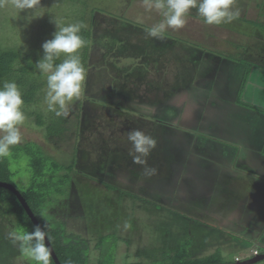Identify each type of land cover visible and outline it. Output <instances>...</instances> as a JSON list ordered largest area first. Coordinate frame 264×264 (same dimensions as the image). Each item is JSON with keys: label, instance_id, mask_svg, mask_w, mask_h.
Here are the masks:
<instances>
[{"label": "flooded vegetation", "instance_id": "1", "mask_svg": "<svg viewBox=\"0 0 264 264\" xmlns=\"http://www.w3.org/2000/svg\"><path fill=\"white\" fill-rule=\"evenodd\" d=\"M127 28L129 27H125L124 30ZM125 35L127 36V34ZM144 36L146 39L137 38L135 42H142V45L148 49L150 36ZM130 42H134L132 37H130ZM185 47L187 49L181 47L182 51L175 50V52L179 55L181 63L187 62L181 64V68L186 69V65L192 67L190 72L187 70L189 73L187 72L188 76L186 75L190 83L187 85L182 83L184 87L179 85L166 90L164 96L168 97L170 101L165 104L168 105L169 103L170 110L165 112L166 108L160 109L158 114L154 115L156 118L149 119L157 122L155 128L158 129L157 133L164 138L163 147H166L164 150L166 155L161 158L162 168L156 169L155 177L146 174L148 177L146 178L145 175L143 176L128 167L131 159L126 154L121 156L120 145L113 141L110 145L116 148V155H113V158L111 156L104 158L103 155L109 154V151L101 149L103 151L102 156L99 159L96 158L97 161L95 158L94 161L91 159V163H86L89 161L86 160L85 162L78 158L72 162L73 156H69L67 166H74L80 173L75 174L70 171L65 173L68 176V181L63 195L55 198L47 208L48 214L55 219L57 224L59 223L60 226L62 224L63 234L61 237L64 235V238L50 236L49 231L31 210L22 193L14 186L26 202L34 218L46 232V238L52 248L50 264H65L67 258V264H100L99 255H101L102 249L100 246L106 233L113 234L115 237L113 264H150L153 260L163 259L161 254L163 250L168 251L166 248L178 249L179 241L184 239L189 240L187 251L189 258L194 261H199L197 259L208 256L210 251L212 255L214 251L220 250L224 255L228 253L227 249H234L242 253L250 251L255 255L253 254L249 258L244 257L243 260L235 258L234 262L220 261L218 264H264V259L258 260L264 255V252L260 254L256 249V247H263L264 245V211L263 206H261L264 203V183L262 182L264 163L256 151L259 146L257 144H260L262 139L264 125L257 120V117H254V114H264V108L259 107V103L256 102V104H253L254 102H240L241 99L243 100V94L249 82H247L248 75L244 77L245 68L249 66L252 67V70L262 72H264V68L251 66L249 63L246 66L245 62L242 63L244 65V68L241 67L244 71L242 85L235 102L241 107L254 111V113L242 121L243 126H237L231 130L232 125L221 124L217 119H222L220 113L229 109V106L225 107L227 105L225 100L232 97L228 80L236 78L237 81L241 73L236 77L238 70L225 69L226 63H224V69H220L223 61L219 60V56H214L209 62L207 61L209 65L207 68L208 78L200 79L203 73H197V71L206 66L204 58L208 54L189 45H185ZM165 48L172 50L171 43H166ZM260 53L262 54V52ZM192 54H196V56L194 57ZM258 55L260 56V54ZM254 56L256 54H253L249 59L253 60ZM188 58L192 60V63ZM224 72L225 78L221 76ZM86 78H91V76L88 75ZM208 79L211 80L208 81ZM250 79L252 81V77ZM223 82L225 83L222 84ZM258 84V81H252L253 93L257 90L260 91L261 86ZM208 85H210L211 90L208 89ZM186 88L192 89V91L189 93L186 90L185 93H189V95L186 94L188 97H183L181 101L180 96L176 97L177 92ZM180 95H182L181 92ZM221 97H224L225 100L222 101ZM126 98L129 97H121L122 101L119 104L123 105L127 100ZM207 100L214 103L210 106L215 105L216 111L207 110L205 103ZM187 105L191 107V113L184 118ZM74 106L73 104L71 109H75ZM238 107L240 108V106ZM87 109L90 108H82L81 114L87 112ZM96 114L101 113L96 112ZM86 115L87 119L92 117L87 113ZM196 115L199 116V119L195 122L193 116ZM237 117L238 115L235 118ZM82 118L83 116L80 115V119ZM101 126L102 124H100ZM79 127H86V131L89 130L85 124H80ZM105 130L108 131L109 129ZM83 132L85 131H80V134ZM156 137L159 138V135ZM195 138H199V140H195ZM200 141H203L202 144L206 143L202 150L198 149V145L201 144ZM214 141L219 142V144H215ZM106 142L108 145L110 144L108 141ZM160 142L157 141V147ZM223 143L227 144L228 147ZM246 146L251 149H247ZM209 147L210 149H207ZM222 152L223 155H221ZM193 153L206 157L207 161L199 162L201 164L199 168H193V159L196 158ZM118 154L119 156H117ZM87 155L89 158V154ZM64 156L65 153L63 152L62 157ZM109 162L111 166L107 165ZM92 163H94L93 166ZM126 163L128 165L125 167ZM117 172L124 173L127 180L122 181L116 175ZM122 183L128 189L127 191L122 189ZM9 192L18 203L14 205L6 202L1 203H5L3 216H9L11 219V222L8 223L9 226L13 227L14 232L18 230L20 221L22 223L20 213V209H22L34 228V223L19 199L11 191ZM145 192H148L151 198L158 201H153ZM85 194H88V198H85ZM113 195L116 197L113 198L115 202L112 200ZM96 198L105 202L106 214H109V217L113 219L110 227L103 229L105 233L98 226L102 222L103 214L101 212L97 214V211L100 210L98 204H94ZM125 202H128L132 210L128 206L125 208ZM135 205L146 212L144 219L140 218L141 220H139L133 215ZM88 206L91 207L90 211H87ZM105 208L103 207V209ZM190 211L191 213H189ZM164 219L169 220L166 222L167 220ZM77 221L83 228L82 232H67L72 224H77ZM4 222L0 220V230L7 249L0 253V264H35V261L29 257L19 242L13 243L12 239L6 236L12 231L6 230L7 226H4ZM94 224L97 229L95 231L92 230ZM96 231L97 233H95ZM146 232L150 234L148 237L144 235ZM182 233L183 239H181ZM218 241L221 245H215L213 248ZM191 244L192 247H189ZM119 245L122 247L120 252L119 248L121 247ZM55 248L62 251L61 256L56 253ZM207 250L210 251L204 256H193V252L201 253V251ZM175 251H168L167 256L172 257ZM71 257H74L73 259L77 260V263L73 262ZM60 258L64 261L61 262Z\"/></svg>", "mask_w": 264, "mask_h": 264}, {"label": "rangeland", "instance_id": "2", "mask_svg": "<svg viewBox=\"0 0 264 264\" xmlns=\"http://www.w3.org/2000/svg\"><path fill=\"white\" fill-rule=\"evenodd\" d=\"M86 2V5L88 7V10H94L93 13V19H92V26L95 27L96 34L91 40L92 45L90 46L92 48L90 55L91 61L89 65V70L85 69L86 75H93L94 72H96L95 76L99 75V66L102 65V63H106L107 66H109L110 73L117 74V75H125L126 71H129V76L127 79V82H132L135 79H140L145 75L143 73L142 66H144V58L142 56V49L143 48H137L133 46L131 43L122 42L121 37L118 35V29L119 26L122 23H119L121 21L129 22V25L131 24L135 27L130 28L128 31H131L134 34H131L128 36L126 41H130V37H132V41H136L137 38L142 37L146 39L147 35L148 37V29L151 28L153 25L160 23L163 20V16L156 11L155 9L149 11L146 10L145 7V0H83ZM58 0H40V3L38 4L39 8H34L32 10H25L21 11L14 7L13 0H0V4H4V6L9 9L7 11V14L9 13V16L11 18H19L22 19V22L20 25L17 24L16 20H5L3 22L0 32L2 34V38L4 40L7 39V33H10L9 35L16 36L13 37L12 43L13 45L17 46L19 50L31 53L33 52L35 48V45H38L39 47L42 46V44L53 38V34L57 31V25L59 27L66 26L68 24H72L73 21L68 22L69 19H64L66 8H70L68 4H63ZM64 5L66 8L60 9L57 8V6ZM234 7L238 8L240 11V16L238 19L234 20L231 23L228 24H221V25H206L203 22V18H201L197 14V10L191 9L189 14L187 15V23L186 25L179 29H171L168 28L163 33L162 37L165 42L170 43L169 37H172L173 35H177L180 38H186L189 43L184 41H179V44L182 48L185 47V45H189L192 48L198 49L200 51H203L205 54H208L205 59L206 66L197 71V73H203V76L200 77V79L208 78L207 73L209 65L207 64V61L211 60L214 56H219L223 60H225V63L227 67L225 69H233L238 70L236 77L239 73L240 76L236 81V78L228 80L229 82V91L234 92V95L236 94V100L239 89L242 85V76L244 71V65L242 63L245 62V65L247 66L248 63L252 66H260L264 68V0H235ZM60 9V10H59ZM92 10V11H93ZM25 14V15H23ZM8 16V17H9ZM43 18H47L50 20V22H44L42 21ZM70 20H74V18H71ZM44 23V24H43ZM57 24V25H56ZM86 27H88V23L86 24ZM135 29V30H134ZM14 31V32H13ZM105 31V32H104ZM12 32V33H11ZM124 32V31H123ZM121 32V33H123ZM165 34V35H164ZM172 36H170V35ZM168 37H167V36ZM185 36V37H184ZM18 37V38H17ZM173 38V37H172ZM155 39H152V42H154ZM241 45V47H240ZM145 50V48H144ZM180 49H177L178 51ZM35 51V50H34ZM141 51V52H140ZM262 52V54L260 53ZM173 52H164L162 54V57H168L167 55H171ZM253 54H256L254 56L253 60H250L253 56ZM260 54V56L258 55ZM194 57L196 54H192ZM205 57V55H203ZM140 58V59H139ZM152 58H147L146 60H149ZM169 59V58H167ZM189 59V58H188ZM190 60V59H189ZM248 60V61H247ZM169 61L170 66L168 67V76L176 75L177 81H174L171 79L168 80V82L171 81V83L174 86L182 85V83L189 84L190 80L187 79L188 73L191 71L192 67L191 65H186V69L181 68V63L179 60L174 61V59L165 60ZM192 63V60H190ZM242 65V66H240ZM93 66V67H91ZM96 66L93 72V68ZM104 66V64L102 65ZM100 66V67H102ZM232 66V67H231ZM174 67L180 68L177 72H174ZM243 67V68H241ZM224 69V68H223ZM189 70V72L187 71ZM91 72V73H90ZM188 72V73H187ZM254 72L253 70L250 71V74L248 75V80L250 79L251 73ZM107 75V74H105ZM155 75V73H154ZM187 75V76H186ZM156 76V75H155ZM221 76L225 78V72L222 73ZM87 77V76H86ZM122 77V76H121ZM241 78V79H240ZM146 79V80H145ZM158 79V78H157ZM157 79L155 77H152V75H146L144 78H141L144 82H157ZM168 79V78H167ZM166 79V80H167ZM199 79V77H198ZM211 79H208V81ZM186 81V82H185ZM223 82L222 84H224ZM262 83H264L262 81ZM209 84V83H207ZM166 85V84H165ZM185 85V86H186ZM93 88V85H91ZM168 87L171 85H167ZM184 87V85H182ZM208 89L210 88V85L207 86ZM141 88V87H140ZM47 85L45 84L43 89V99L41 102H39L37 105L33 106H23V109L26 107V110L29 113L30 111H38V112H48L47 104L45 103V94H46ZM187 89V88H186ZM233 89V90H232ZM211 90V88H210ZM192 89L188 90L187 92H191ZM253 94V93H252ZM188 97V96H187ZM222 101L225 100L224 97H221ZM221 98H219L221 100ZM244 98V94H243ZM203 99V98H202ZM201 99V101H202ZM231 99V100H230ZM228 100H225L224 102L227 105L233 104V98L231 97ZM189 100V99H188ZM235 100V101H236ZM252 100H256L255 96H253ZM245 103V100H240V102ZM253 101V102H254ZM207 104V110L210 111H216V106H210V104H214L209 102L208 100L205 102ZM223 103V104H225ZM253 104H256L255 102ZM109 105V104H108ZM227 105L225 107H227ZM234 105V104H233ZM236 106H240L239 104H236ZM259 107L264 108L263 105L258 104ZM210 106V107H209ZM71 107L69 106V120L67 122L66 126V132L62 135L64 138V142L59 140L58 145H54L52 142H47L44 134L43 129L40 127L38 128L33 123H29L28 120L33 122L32 117L26 118V121L20 126V131L22 135V142L18 145L12 146L10 148V155L7 157H0V163L4 164L2 166V169L6 166V169L4 172L0 173V181L11 183L13 186H15L21 193H24L27 195L29 202L31 204V207L36 213V216L41 221V223L46 227V229L49 231L50 236L54 238H59L63 234V226L57 224L55 219L48 214L47 208L55 200V198H58V196L63 195L64 188L67 187V184L63 182L62 177L68 179V176L66 177L65 174H60L58 172V168L54 167V164L52 163V160L56 159L59 163H63V165L69 164V156H72V146L77 147L83 144L87 145L86 149L89 154V158L87 154H84L79 159L82 161L88 160L91 163V159L94 161V158H98L102 156L103 151H109V154L103 155L105 156H111L113 158V155H116V148L110 146L111 141L117 142L120 148V151L122 153L121 156H125V154L129 157L130 156V148L131 144L130 142H124L122 139L127 138L128 139V133L132 130H136L135 128H138V130H141L145 134L149 135L150 130H148L147 127L152 128L150 126L145 125L146 120H143L141 117H136L133 115L126 114L124 112H119L118 115V123L119 124H125L123 129L117 130L113 128L112 125H104L101 123V118L94 121V124L92 125L93 129H87L85 132L81 133L83 135V138L79 136L80 131L77 132V128L75 127L77 123L75 120V117L72 116ZM216 109V110H215ZM230 110H232L230 106ZM45 112V113H46ZM217 113V112H216ZM221 114V113H220ZM27 117V116H26ZM116 117V116H113ZM193 120L196 122L199 119V116H193ZM236 115L232 113L231 116L228 118V123L230 124V121L232 120L233 124L232 126L234 128H237V126H243V119L240 117L235 118ZM112 123V122H111ZM236 123V124H235ZM100 124L102 126L100 127ZM89 124H87V127ZM139 126V127H138ZM78 127V126H77ZM100 127V128H99ZM69 129V130H68ZM105 129H109L108 131ZM123 130V131H122ZM167 131V130H166ZM90 132V133H89ZM92 132V133H91ZM152 135V134H151ZM103 136V137H101ZM199 140V138H195V140ZM108 141L110 144L108 145ZM29 142H33L36 145H38L41 148V151L44 153L45 156H49L50 159L45 160L46 164L42 165L43 170L46 171L48 178H46L43 182L35 181L34 174H36V170H38L39 166L38 164L43 162L41 160V153L39 149H36L35 145L29 144ZM99 142V143H98ZM101 142V143H100ZM106 142V145H105ZM201 144L203 141H200ZM216 142V141H214ZM24 143H27L24 146ZM219 143V142H218ZM99 144V146H98ZM223 145H226L223 143ZM203 147L198 145V149L202 150ZM103 151H101V150ZM204 149V148H203ZM210 149V148H207ZM156 150V148H155ZM209 151V150H208ZM63 152L65 153V156L62 157ZM163 152L160 151L159 154H162ZM206 153V152H205ZM120 154V153H119ZM119 154L117 156H119ZM220 154V153H219ZM194 156H196L195 159H193V164L195 162L199 163L200 161L205 162L206 157L201 155H196L193 153ZM223 155V152L221 153ZM161 158H163L162 155H160ZM160 157L156 158L157 162L152 159L151 157H147V165H139L133 162V158L131 155V161L129 162V166L132 169L136 170L135 172H138L139 174L145 175L146 178L147 175L150 177H155V174H147L145 172V167L147 168H155L159 169L162 168ZM264 157V154H263ZM54 158V159H53ZM110 160V158H109ZM97 161V159H96ZM95 163V162H94ZM92 163V166L94 165ZM107 165L111 166V163L109 162ZM128 165L126 163L125 167ZM1 169V170H2ZM70 172H73L75 174H79V170L75 169L74 166L70 167ZM61 173L64 172L63 169L60 170ZM116 175L122 180L126 181L127 176L123 173L117 172ZM65 176V177H64ZM102 176V175H101ZM100 176V177H101ZM130 176V175H128ZM40 178V177H39ZM38 178V179H39ZM123 184V183H122ZM99 187V186H97ZM103 189V188H102ZM122 189L127 191L128 189L125 187V185H122ZM147 193L150 197V194ZM119 195V194H118ZM51 198V201L49 199ZM85 198H88V194H85ZM116 198L114 195L112 197ZM120 198V197H119ZM151 198V197H150ZM153 201H158L157 199L151 198ZM94 204H98V208L100 211H97V214L101 212L103 214V218H101V224L98 226L99 229L105 233L103 229L106 227H110L112 224V218L109 217V214L107 215V208H105V202L100 201L99 198H96L94 201ZM113 202H115L113 200ZM119 204V203H118ZM4 204L0 205V220L5 221L4 226H7L6 230L12 231L14 233V229L12 226H9V222H11V219L9 216H3V208L5 207ZM125 208L127 206L130 210H132V207L129 206L128 202L124 203ZM103 207L105 209H103ZM112 207V206H111ZM121 207V206H120ZM91 208V207H90ZM90 208L88 206L87 211H90ZM134 214L135 217H137L139 220L144 219L146 212L141 210L140 207L137 205L134 206ZM191 213V211L189 212ZM91 214V213H89ZM129 214V212H128ZM193 215V213H192ZM141 218V219H140ZM93 220V219H92ZM166 222H168L169 219H164ZM182 220V218H181ZM182 222V221H181ZM25 220L22 219V225H25ZM100 223V222H98ZM151 224L153 222H150ZM232 223H235L232 221ZM97 225V224H96ZM150 225V224H149ZM81 224H72V226L69 227L67 232L75 231V232H82L83 228H81ZM94 229L97 230L94 224ZM16 233L21 232H31L30 228L28 227H19L17 228ZM90 229V228H88ZM108 230V229H106ZM60 232V233H59ZM97 233V231L95 232ZM124 233V232H123ZM158 233V232H157ZM10 234H6V236L11 239ZM78 234V233H77ZM149 233H145L144 235L148 237ZM150 235V234H149ZM64 238V235L63 237ZM67 238V237H66ZM183 233L181 234V239H183ZM69 240V239H68ZM114 240L115 237L113 234H105L103 237V243L101 244V255H99L100 258V264H113L112 260L114 262ZM70 241V240H69ZM189 242V240L184 239L183 241H179V248H166L169 252H174L176 249L179 251L180 249L184 248V245H186ZM244 242V241H243ZM218 243V244H217ZM220 242H216L215 245H221ZM189 245V243H188ZM120 246V245H119ZM121 247V246H120ZM192 247V244L189 246ZM188 247H186L187 249ZM212 248V249H213ZM6 242L3 239L2 231L0 230V253L4 252L6 250ZM121 248H119V252L122 251ZM257 251L261 254V252H264V245L263 247H256ZM167 251V252H168ZM208 251H201L200 252H193V256L199 257L204 256ZM228 253L224 254L220 252V250L214 251V254L211 255V251L208 253V256H205L203 258H199L197 260L208 263V264H218L220 261L224 262H234L235 258H238L240 260H243L244 257H251L252 253L250 251L247 252H240L236 251L234 249H227ZM166 251H162V257L161 260H153L150 264H172L173 261H171L170 257L167 256ZM120 254V253H118ZM179 254V253H178ZM223 256V257H222ZM207 257V258H206ZM210 257V258H209ZM205 258V259H204ZM213 262V263H212Z\"/></svg>", "mask_w": 264, "mask_h": 264}, {"label": "trees", "instance_id": "3", "mask_svg": "<svg viewBox=\"0 0 264 264\" xmlns=\"http://www.w3.org/2000/svg\"><path fill=\"white\" fill-rule=\"evenodd\" d=\"M58 1H60L58 2L60 4L62 2L63 4L65 3V4H68V6H70L69 9L68 7L66 8L64 5L57 6V8H60V9L66 8L65 15L62 20L69 19L67 21L68 22L73 21L72 24L81 22L84 25H86L88 23V27H85L84 29H82L80 33L86 43H85V46L82 49H80L79 55H80L83 67L89 70V65H90L89 63L92 57L90 55L91 53L90 50H92V48L90 47L92 45L91 40L96 34L95 27L92 26L93 13L95 11L93 9H92L93 11L88 10L86 2H84L83 0H58ZM35 8H39L38 4L36 5ZM8 10L9 9H7L4 6V4H0V28L3 25L2 23L5 22L6 19L8 21L15 19L18 25H20L22 22L23 17L22 19L11 18L9 16L10 12L7 14ZM71 18H74V20H70ZM42 21L50 22V20L47 18H43ZM119 23H122V24L119 26L118 32L120 33H118V35L121 37V41L125 42L129 35L135 33V32L132 33L131 31H128L130 28H132L133 25L132 24H131L132 26L129 25V28H127V30L126 29L124 30L125 27H128L129 22L121 21ZM135 29H137V27H135ZM9 34L10 33L6 34L8 37L6 40H4L0 32V87H2L5 82L14 81L18 85L22 93V98L24 100V106L29 107V106L37 105L39 102L42 101L43 99L42 95L44 94L43 89H44L45 84L47 85L46 76L42 75L39 72V70L36 69V66H35L36 62L43 55L42 46L39 47L38 45H35L36 49H34L35 51L33 50V52L31 53L19 50L17 46L13 45L12 43V40H13L12 38L15 37L16 34L15 36L9 35ZM125 34H127V36ZM172 37H169L172 50H167L165 48V44L168 42L165 43V41L163 40L164 39L163 37L154 38L155 39L154 42H152L153 37H150L151 39L149 38V41H148L150 46L148 47V49L142 45V42L140 43V42L127 41V43H131L133 44V46L139 49L143 48L142 50L141 49L140 50L142 51L141 57L144 58L143 59L144 66H142V69L145 75H143V77L141 78H144V76L146 75H152V77H155V79L158 78L157 82L155 83L149 82V81L147 82L145 81L144 83V81L141 80V78L135 79V81L133 80L132 82L128 83L127 78L131 76L129 75V71H126L125 75H117L113 73L111 74L110 73L111 68L107 66L106 63H102V65L104 64V66L98 65L99 69L97 70H99L98 72L99 75L94 77V75L96 74V72H94V69L96 68V66H94L93 68L94 74L90 75L91 78H88L89 80L86 78L81 97L78 100L73 101L72 104L70 105V106H72L73 104L75 105L74 106L75 109H71L70 112L72 113V116L75 117L76 119L75 121L77 123H74V125L76 124L75 127L77 128V132L86 130V127L80 128L79 127L80 124H83V125L85 124L86 126L87 124H89L88 128L91 129L93 126L90 124H94V121H96L99 118L102 119L101 123L103 124V126L104 125L108 126L110 124L113 126V128L117 130H121L123 129L124 125H126V123L124 125L118 123V115H119V112L122 111L129 115H133V116L141 117V118L143 117L142 119L146 120V124H144V126L148 124V126L152 127V128L147 127L148 130H150L149 136L153 137L156 141H159V142L163 140L158 144V147L156 145L155 147L156 150L154 149L149 155V157H151L157 162L156 160L157 157L159 158L160 155L165 156L166 154L164 153V150L166 147H163L164 138L159 133H157L158 129L155 128L157 122L150 121L149 119L153 120L154 118H156L154 115L158 114V111L160 109L163 110L164 108H166L165 112L170 110L168 106L169 103L168 105L165 104L167 103V101H170V100H168V97L164 96L165 95L164 93L169 88L175 87L171 83V81L172 80L177 81V79H176V75L173 76L172 78L171 76L167 75L168 73L167 69L170 66V63L169 61H165V60H169V59H174V61L179 60V55L177 54V52H175V50L177 49H180L178 51H182V50H181V46L180 45L177 46V45L179 44L180 40L184 42H188L186 38H180V36L178 37L177 35H173ZM139 38L142 39V37H139ZM165 49H166V52L168 51L173 52V54L167 55L168 57H162V54H164ZM147 58H152V59L146 60ZM62 60H63V56L61 57L60 60L56 62L60 63L62 62ZM183 63L186 64L187 62L183 61ZM251 68L249 66L245 68L246 71H245L244 77L245 76L247 77V75L250 74V71L252 70ZM174 69H175L174 72H177L178 70H180L179 67L178 68L174 67ZM154 73L156 76L154 75ZM86 76L88 77V75ZM169 79H171L170 82H168ZM145 84H147V86H145ZM91 85H93L94 87L95 86L98 87V90H96L97 88L96 89L93 88ZM167 85H171V86L168 87ZM186 90L187 89H183V91L179 90L177 92L176 97L181 96L180 92L181 94H183L184 91ZM124 96L129 97V98H126L127 99L126 102L125 103L122 102L123 105H120L119 103L120 101H122L121 97H124ZM110 100H115V101H110ZM26 107L23 109V112H28L26 110ZM82 108H90V109H87V112H84L81 114ZM45 112L46 111L38 112L36 110V111H30L29 113H26L25 115L27 116L26 118L28 117L33 118V122L28 120L29 123L27 124L33 123L38 128L41 127L43 129V134H44L46 141L52 142L54 145H58L59 140L57 139H60L61 141L64 140V137L62 135L66 132L65 125L67 124L68 121H70L69 120L70 115L68 114L66 117H57L53 112H50V111L46 113ZM96 112H99L101 114L97 115ZM86 113L92 116L91 118L94 120H92L90 117L89 119H87L88 117ZM80 115L83 116L82 119H80ZM113 116H116V117H113ZM94 117L96 118V120ZM135 129H138V128H135ZM157 135H159V138L156 137ZM79 136L83 138L82 134H79ZM122 140L124 142H129L127 138L122 139ZM26 144L27 143H24L21 146H24ZM29 144L35 145L36 149H39L41 153L40 156L43 162L42 163L40 162L38 164L39 168L38 170H36V174H34L33 176H34L35 181H38V183L43 182L46 178H48V176H47L46 171L43 170L42 165H45L46 164L45 160L47 161V159H50V158L49 156L44 155V153L41 151V148L38 145H36L33 142H29ZM86 146L87 145L85 144H83L82 147L81 145L79 146V144L77 147L72 146V156H73L71 159L72 162L73 161L75 162V160H77V158L79 159V157H81L82 155L88 154ZM160 148L161 150H159ZM160 151H162L163 153L159 154ZM128 158L131 159V155ZM160 161H161V157H160ZM52 163L54 164V167L58 168V172L61 175L68 173L71 167V165L64 166L63 163H59L56 159L52 160ZM3 165L4 164L0 163V173L4 172V170L6 169V166L2 169ZM61 169L64 170L63 173L60 172ZM65 176L67 177V174H65ZM62 180L63 182L68 181V179L63 178V177H62ZM22 196L24 197V199L30 206L31 210L36 215L35 211L31 207V204L29 202L27 195L22 193ZM3 202H6L7 204L10 203L12 205L18 204L15 198L13 197V195L9 191L0 187V204ZM20 210H21L20 213H21L22 219L25 220L26 223L25 225H22L20 221L19 226L25 227V228L28 227L32 231L33 230L32 224H30L28 218L26 217L22 209ZM51 243H52V239H51ZM187 246H188V243L184 245V248L180 249L179 251L177 250L175 251L174 255L170 257L171 261H173L172 264H201L203 263L201 261H194L189 258V253L186 249ZM55 251L59 256H61L62 251H60L59 248H55ZM71 258L73 259L74 257H71ZM63 261L64 260H61V262ZM73 262L77 263V260L73 259ZM67 263H68V258L65 261V264Z\"/></svg>", "mask_w": 264, "mask_h": 264}, {"label": "clouds", "instance_id": "4", "mask_svg": "<svg viewBox=\"0 0 264 264\" xmlns=\"http://www.w3.org/2000/svg\"><path fill=\"white\" fill-rule=\"evenodd\" d=\"M39 3L40 0H14V7L21 12L34 9ZM234 3L235 0H145L146 10L155 9L163 16V20L149 28L147 34L160 38L168 28H183L187 15L194 8L206 25L231 23L240 16ZM85 27L81 22L63 27L57 25L53 38L42 44L43 55L35 64L36 69L46 76L45 103L48 111L57 117H66L69 106L82 95L86 71L79 51L86 43L80 34ZM62 56V62L57 63ZM23 106L18 85L14 81L5 82L0 87V157L10 155V148L22 142L20 126L26 119ZM128 141L133 162L146 166L147 157L155 149L157 141L138 129L128 133ZM145 172L155 174L156 169L145 167ZM10 237L13 243H20L35 264H50L51 251L45 244L46 232L40 225L31 232L11 233Z\"/></svg>", "mask_w": 264, "mask_h": 264}, {"label": "water", "instance_id": "5", "mask_svg": "<svg viewBox=\"0 0 264 264\" xmlns=\"http://www.w3.org/2000/svg\"><path fill=\"white\" fill-rule=\"evenodd\" d=\"M224 63H225V60H224V62H223V64L222 65H220V69L221 68H224ZM235 92V91H234ZM234 92H232V98H233V104H231V105H227V106H229V109L227 110V111H224L223 113H221V115H222V119H217L221 124H223V123H226L227 125H232L233 124V122H232V120L230 121V124L228 123V118H229V116H231L232 115V113H234L236 116L238 115V117L239 116H241V118H243L244 117V111L243 110H241V108H239L238 106H235V100H236V94L234 95ZM189 95V93H185V91H184V93L180 96V100L182 101V99H183V97H185V96H187V95ZM231 100V99H230ZM188 106V105H187ZM230 106H231V108H232V110H230ZM190 110H191V107L190 106H188V108H187V112L184 114L185 116H184V118L185 117H188V115H189V113H191L190 112ZM189 111V112H188ZM214 111V110H213ZM211 112V111H210ZM255 116H256V114H255ZM257 117L259 118V121L264 125V115H261V114H258L257 115ZM183 118V117H182ZM231 130H234V127L232 126L231 127ZM263 141H264V132H263V139H262ZM210 143H212V142H210ZM218 142H216L215 144H217ZM206 144V143H205ZM205 144H200V146L201 147H205L206 145ZM213 144V143H212ZM219 144V143H218ZM210 148V147H209ZM179 155V154H178ZM197 163V162H196ZM192 165H193V168L195 169V168H199L200 167V165L201 164H199V163H197V164H193L192 163ZM199 170H202V169H199ZM0 187L1 188H4V189H7V190H9V191H11L18 199H19V201L21 202V204H22V206H23V208L25 209V211H26V213L28 214V216L31 218V220H32V222L34 223V225L36 226V225H39V223L37 222V220L34 218V216H33V214L31 213V211L29 210V208H28V206H27V204H26V202L24 201V199L21 197V195L19 194V192H18V190L12 185V184H10V183H7V182H1L0 181ZM45 244H46V246H48L49 248H50V251L52 252V248L50 247V245H49V243H48V240H47V238H46V240H45ZM53 256H54V254H53ZM261 259H264V255H262L261 256V258H258V260H261ZM56 260V259H55ZM258 260H255V261H258ZM248 264V263H247Z\"/></svg>", "mask_w": 264, "mask_h": 264}, {"label": "crops", "instance_id": "6", "mask_svg": "<svg viewBox=\"0 0 264 264\" xmlns=\"http://www.w3.org/2000/svg\"><path fill=\"white\" fill-rule=\"evenodd\" d=\"M219 60H222L224 62V60L222 58H220V57H219ZM216 67L219 68V66H216ZM253 71L254 72L251 73V76L250 77H252V81H258L259 82L258 85L261 86V89H260V91L257 90L255 93H253L252 81L250 79L249 82H248V84H247V87H246V91L244 93L243 100H245L246 102H253L254 100H252V99H253V96H255L256 100L254 102L263 105V103H264V83L262 84V81L264 82V72L259 71V70H253ZM240 108H241V110L244 111V114H245L244 117H243V120L245 118L248 119L250 117L249 115H252L254 113V111H252L250 109H247L245 107H240ZM261 115H264V114H261ZM254 117L256 118L257 115L254 116ZM254 117H252V119H255ZM257 120H259L258 117H257ZM262 139H263V134H262ZM262 139H261L260 144H257V146L258 145L259 146H258V150H256V151H257V153H259V155L261 156L260 158L262 159V161L264 163V157H263V154H264V141ZM246 148L247 149H251L248 146H246ZM262 173L264 174V171ZM262 182L264 183V178H263ZM261 206H263V211H264V203H263V205L261 204Z\"/></svg>", "mask_w": 264, "mask_h": 264}]
</instances>
